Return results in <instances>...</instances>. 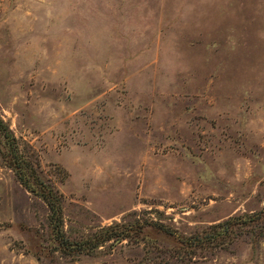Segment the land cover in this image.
<instances>
[{"label": "rangeland", "instance_id": "1", "mask_svg": "<svg viewBox=\"0 0 264 264\" xmlns=\"http://www.w3.org/2000/svg\"><path fill=\"white\" fill-rule=\"evenodd\" d=\"M0 118L68 242L125 232L64 253L0 141V264H264L263 217L177 237L264 207V0H0Z\"/></svg>", "mask_w": 264, "mask_h": 264}, {"label": "trees", "instance_id": "2", "mask_svg": "<svg viewBox=\"0 0 264 264\" xmlns=\"http://www.w3.org/2000/svg\"><path fill=\"white\" fill-rule=\"evenodd\" d=\"M0 141L5 147V155L2 156L4 164L11 169L16 180L29 192L39 197L48 210V218L51 225L52 233L66 254L72 251L77 253H90L103 242L124 237V228L114 223L99 228L88 239L68 242L62 230V207L60 194L50 184L43 181L35 172L32 164L22 155L17 147L16 140L11 134L8 126L0 118ZM264 218V207L258 212L244 215L229 217L228 219L212 224L207 231L201 235L177 236L180 243L189 248H195L204 244L224 245L226 239L234 233L233 227L242 226L243 224ZM153 226L168 233L175 234V231L162 224L152 223ZM262 228V227H261ZM230 238H228L229 240Z\"/></svg>", "mask_w": 264, "mask_h": 264}]
</instances>
